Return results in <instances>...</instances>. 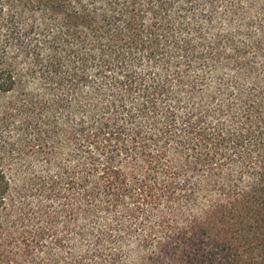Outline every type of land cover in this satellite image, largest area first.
<instances>
[{
  "label": "trees",
  "instance_id": "16d2710c",
  "mask_svg": "<svg viewBox=\"0 0 264 264\" xmlns=\"http://www.w3.org/2000/svg\"><path fill=\"white\" fill-rule=\"evenodd\" d=\"M173 1L0 0V93L15 92L21 87V76L11 57L5 55L4 47L17 42L21 54L31 55L35 62L39 60L38 48L32 41L26 43L25 38L35 31L33 17L40 12L44 27L59 28L49 42L48 61L41 64L49 68L48 90H55L53 85L75 90L88 77L86 63L96 58L100 62L97 74L104 78L112 74L119 88L107 105L113 115L97 116L98 109L91 107L92 121L80 120L68 130V139L82 140L94 149V154L88 153L76 166L83 169L82 173L65 175L69 189L76 185L83 190L79 207L84 215L93 217L94 209L115 210L119 211L115 218L143 224L147 208L157 207L165 198L174 205L173 214L169 218L165 213L158 214L160 224L148 226L144 243L153 233H158L157 240L153 252L142 257L138 264H158L159 254L175 258V250H179L176 255L185 264H264V75H260L264 61L262 64L255 61L259 56L264 58V0H247L244 4L242 0H232L231 6H226L233 22L241 23L247 30L256 24L259 35L248 44L234 46L227 57L236 67L233 79L241 108L231 121L240 124L238 127L218 124L211 131L204 125L205 114L199 106L193 105L186 114L178 115L179 120L176 108L183 101L178 90L171 88L174 75L171 68L175 59L185 61L189 67L193 58L223 57L219 46L222 37L216 36L212 45L203 46L199 27L191 28L183 20L174 24L170 18L168 10ZM199 1L206 4L208 10L203 15L209 18L219 2L226 4L228 0H177L180 18ZM175 29H195L200 42L176 37ZM55 44L65 48L64 55H52ZM248 48L253 51L252 58L247 54ZM139 55L151 63L162 57L166 66L160 78L150 76L148 81L137 76L134 65ZM62 60L67 62L69 73L61 70ZM177 71L179 82L184 84L188 80L195 89V80L180 76ZM136 88L141 98L135 106L150 129L136 123L129 128L118 120L126 108V99ZM90 96L85 99L90 100ZM53 105L65 107V96L57 95ZM218 112L222 113V109ZM126 114L129 122H134L133 112ZM48 125L50 137L58 128L51 119ZM249 140L250 146L246 144ZM47 143L44 153L48 156L54 146ZM121 155L128 157L127 162L119 159ZM201 174L205 176L203 180H193ZM16 181L7 171L0 150V264H19L48 233L56 232L57 214H45V205L38 202L39 213L44 216L38 217L37 213L33 218L36 212H32L30 202L22 199L17 205L14 192L39 190L52 197L57 180L50 177L45 183L38 175L29 173L21 177V184ZM197 191L212 194L206 208L195 214H180L177 204L183 200L192 206ZM99 195L105 200L99 201ZM68 210L65 208L63 212ZM124 227V233L137 230ZM14 244L19 245L13 249Z\"/></svg>",
  "mask_w": 264,
  "mask_h": 264
},
{
  "label": "rangeland",
  "instance_id": "374dc122",
  "mask_svg": "<svg viewBox=\"0 0 264 264\" xmlns=\"http://www.w3.org/2000/svg\"><path fill=\"white\" fill-rule=\"evenodd\" d=\"M231 1L228 0L226 4L219 2L216 12L209 18L203 15L208 10L203 1L195 3L193 9L182 14L181 18L177 0L170 4L168 10V15L174 24L183 20L189 27L201 29L204 45L200 44V50L204 49L203 46L212 45L216 36L222 37L219 39V46L223 50V57L193 58V64L189 67L185 61L175 59L173 68H171L174 70V75L170 80L171 88L178 90L183 101L182 105L176 108V115L183 116L191 106H199L205 114L204 125L209 131L215 129L218 124L223 127L239 126L240 123L236 125L237 123L234 124L231 121L234 115L241 111L239 110L240 100L237 95V87L235 79H233L236 67L227 57L233 53L234 46L248 44L252 37L255 38L259 35V28L256 24L247 30L241 27V23L237 24L229 18L226 8L231 6ZM242 1L244 4L247 0ZM33 18L36 29L25 40L26 43H28L27 40L29 43L32 41L38 48L36 49V52L39 53L37 62H35V58H31V55L26 57L21 54V45L17 42L11 47L3 46L5 55L11 57L21 76V87L15 92L0 93V150L3 151L7 171L11 174L13 182L17 180L16 183L21 184V177L29 173L34 176L38 175L45 183L50 180V177L57 180L56 191L52 197L39 190L21 194H16L14 190L13 192L17 205L22 199L30 202L32 212H36L32 215L33 218L37 213L38 217L43 215L39 213L38 209V202H42L45 205L44 213L57 214L58 220L55 224L56 232L53 230L48 233L32 249L31 255L20 259L19 264H138L142 257L153 252L152 246L157 240L158 233H153L144 243L143 239L149 234L148 226L160 224L157 219L158 214L172 215L174 205L163 198L157 207H148V215L143 224H138L131 219L115 218V214L119 212L115 210L102 212L94 209L93 217L84 215L79 207L82 206L83 190L76 185L74 189H69L65 175L69 172L82 173L83 169L76 166L80 161L85 160L88 153L94 154V149L88 143H83L82 140L68 139V130L77 126L80 120L91 122L92 120L89 118L91 107L98 109L97 116L99 114L104 117L113 115V111L107 105L113 99L114 94L119 92V88L112 74L105 78L97 74L96 68L100 62L96 58V60L91 59L86 63L85 73L88 74V77L75 90L59 89L56 85L52 86V89L55 90H48V86H50L49 68L42 67L41 64L47 63L48 55H50L49 42L59 32V28L56 25L44 27L43 15L40 12L36 13ZM174 35L180 39L189 38L193 43L200 42V35L195 33V29L192 31L175 29ZM227 36L229 39H226ZM64 50L65 48L61 44H55L52 55L57 53L60 57L61 53L64 55ZM252 53V49L248 48L249 58H252ZM139 57L140 59L134 65L137 76L148 81L150 76L160 78L163 68L166 66L162 57L152 63L142 55ZM255 61L257 64H262L264 58L259 56ZM61 63V70L69 73L70 68H67V62L62 60ZM263 64L262 68H264ZM176 70L180 76H189L191 80H195V89L190 87L188 80L181 84L175 75ZM260 75H264V71H260ZM244 83L242 82L241 85L247 87V84ZM138 85L140 86V82ZM57 95L58 97L64 95L66 98V105L62 109L53 105ZM87 95H91L90 100L85 99ZM140 98L141 95L136 88L133 94L126 99V108L124 113L119 114L118 120H122L129 128H133L136 123L150 129L152 127L146 123L145 117L137 111L135 106ZM161 101H165V99ZM39 103H42L43 107L39 106ZM30 104L33 106L31 107ZM28 106H30L29 111H25ZM219 109H222V113L218 112ZM129 111L133 112L134 122H129V117L126 114ZM49 119L58 128L50 137L47 132ZM40 132L42 135L38 136L37 133ZM78 139L82 138L78 137ZM47 142H51L54 146L48 156L44 153ZM246 144L250 146L251 141H247ZM127 158L119 156V159H122L124 163L127 162ZM246 176L247 174L242 179L245 180ZM204 177L201 174L195 176L193 180L201 181ZM61 196H67L68 199ZM211 196L210 192L197 191L196 203L192 206L180 200L177 204L179 213L189 215L204 210ZM98 200L104 201L105 199L103 195H99ZM127 201L129 202V200ZM65 208L69 210L63 212ZM69 212L71 213L69 214ZM126 225L127 228L137 230L124 233ZM144 225L145 227H143ZM18 245L14 244L12 248L14 249ZM174 254L175 258L159 254L156 257L157 263L185 264L182 262V257L179 258L176 255L179 254V250H175Z\"/></svg>",
  "mask_w": 264,
  "mask_h": 264
}]
</instances>
